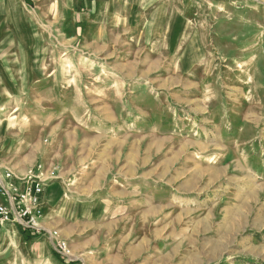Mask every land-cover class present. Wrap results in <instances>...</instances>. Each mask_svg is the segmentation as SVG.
Here are the masks:
<instances>
[{
  "label": "rangeland",
  "instance_id": "1",
  "mask_svg": "<svg viewBox=\"0 0 264 264\" xmlns=\"http://www.w3.org/2000/svg\"><path fill=\"white\" fill-rule=\"evenodd\" d=\"M17 1L0 166L89 164L118 222L69 259L2 225L0 264H264V0Z\"/></svg>",
  "mask_w": 264,
  "mask_h": 264
},
{
  "label": "crops",
  "instance_id": "2",
  "mask_svg": "<svg viewBox=\"0 0 264 264\" xmlns=\"http://www.w3.org/2000/svg\"><path fill=\"white\" fill-rule=\"evenodd\" d=\"M143 1L146 0H71V4L89 7L100 4L104 9H110L114 14L120 13L119 15H121L119 7L122 5ZM3 5L7 9L15 7L20 10L24 4L17 0H4L3 2L0 0V7ZM44 161V163H48L47 159ZM77 162L70 166L61 165L57 173L53 175L55 178L52 177L54 181L49 180L40 199L42 216L39 224L43 232L56 231L61 239L68 242L73 251L80 253L98 241L100 227H105L113 233L118 220L115 217L116 211L113 206L104 208L103 200L108 201V198L101 197L102 208L98 207L100 200L97 197L94 198V196H98L100 190L102 174L97 175L99 169H95L94 176H90L93 170L90 169L87 172L86 168L89 164L79 166ZM93 166L94 164L90 167ZM15 171L18 172V175H22L24 169ZM90 230L94 231L91 238H89ZM40 237L41 235L33 240H39Z\"/></svg>",
  "mask_w": 264,
  "mask_h": 264
},
{
  "label": "built area",
  "instance_id": "3",
  "mask_svg": "<svg viewBox=\"0 0 264 264\" xmlns=\"http://www.w3.org/2000/svg\"><path fill=\"white\" fill-rule=\"evenodd\" d=\"M48 179L43 178L42 168L31 169L24 175H15L0 166V226L12 225L17 229L40 234L39 220L42 216L40 199ZM54 250L61 258L69 259L71 253L67 242L57 239Z\"/></svg>",
  "mask_w": 264,
  "mask_h": 264
},
{
  "label": "trees",
  "instance_id": "4",
  "mask_svg": "<svg viewBox=\"0 0 264 264\" xmlns=\"http://www.w3.org/2000/svg\"><path fill=\"white\" fill-rule=\"evenodd\" d=\"M18 231L20 235L23 236L26 240H33L40 236V234H36L22 229H19Z\"/></svg>",
  "mask_w": 264,
  "mask_h": 264
}]
</instances>
